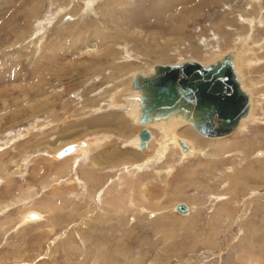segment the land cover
I'll use <instances>...</instances> for the list:
<instances>
[{
  "label": "rangeland",
  "instance_id": "1",
  "mask_svg": "<svg viewBox=\"0 0 264 264\" xmlns=\"http://www.w3.org/2000/svg\"><path fill=\"white\" fill-rule=\"evenodd\" d=\"M247 4L0 0V264H264V11ZM231 48L255 52L241 65L253 116L223 138L176 134L233 144L183 156L157 132L140 150L132 74Z\"/></svg>",
  "mask_w": 264,
  "mask_h": 264
},
{
  "label": "water",
  "instance_id": "2",
  "mask_svg": "<svg viewBox=\"0 0 264 264\" xmlns=\"http://www.w3.org/2000/svg\"><path fill=\"white\" fill-rule=\"evenodd\" d=\"M131 87L140 91L138 123L150 124L181 116L208 137L232 133L250 109V97L237 78L231 52L208 65L194 60L157 64L151 74L137 73ZM139 135L141 147H146L150 130L145 128ZM183 145L186 148L187 143ZM72 151L71 144L59 156ZM177 210L186 213L188 207L179 203Z\"/></svg>",
  "mask_w": 264,
  "mask_h": 264
},
{
  "label": "bare ground",
  "instance_id": "3",
  "mask_svg": "<svg viewBox=\"0 0 264 264\" xmlns=\"http://www.w3.org/2000/svg\"><path fill=\"white\" fill-rule=\"evenodd\" d=\"M257 2H260V3H256V2H254V0H249V5L247 4V7H245V12H247V10H248V12L250 11L249 9L250 8H252V5L253 4H257V5H259L258 7V10L260 9L261 10V12L262 11H264V8H262L263 7V3H261V1H257ZM258 10H256V11H258ZM254 11V10H253ZM256 11H255V13H256ZM247 12V13H248ZM260 12V13H261ZM264 14V13H263ZM254 15H256V16H258V14H254ZM239 16V15H238ZM246 16H247V14H246ZM251 18H252V16H250ZM241 18V17H240ZM255 18V17H254ZM254 18H252L251 20H248L249 21V23L251 24L250 26H251V32L248 34L249 36L250 35H253V33H255L253 30H254V28H255V26H261V23H262V20H261V18H260V20L259 19H254ZM241 21L243 22V20L241 19ZM245 21V20H244ZM248 23V22H247ZM243 24V23H242ZM218 25V24H217ZM219 26V25H218ZM258 29V28H257ZM121 32V31H120ZM240 35H242V34H240ZM240 35L237 37L239 40H241L242 38L240 37ZM247 37V38H249L250 39V41L253 43V44H260V42L258 41V39H257V35H253V36H250V37ZM244 38V37H243ZM244 40V39H243ZM260 41L262 42V39H260ZM239 43H241V42H239ZM263 43V42H262ZM242 48V47H241ZM155 49V48H154ZM161 49V48H160ZM206 52V51H205ZM229 52H231L232 54H233V65H234V69H235V72H236V74H237V78H238V80L241 82V85H242V87H243V89L249 94V97H250V109H249V113H248V115L247 116H245V117H243L241 120H240V122H239V124H238V126H237V128H236V130L238 129V127L239 126H243L244 125V123H246V122H248V120L251 118V116H253V114H254V110H255V100H254V95H253V93L251 92V90H249V88H247V84L245 83V79L243 78V75H242V71H241V65H242V63H245L246 64V66H249V63H255L256 62V60L254 59V58H252L253 56H254V54H255V52L253 51V53H252V55H249L250 57H248V58H245L244 57V55H243V53H242V50H239V49H235V48H231V49H228V50H223V51H219L218 53H216L214 56H212V58L211 59H209L208 61H201V60H198V59H196V58H187V59H184V60H182V61H180L179 63H157V64H181V63H183V62H185V61H187V60H194V61H198V62H200V63H202V64H204V65H208V64H210V63H212V62H216L217 60H220V59H222L227 53H229ZM248 61V62H246V61ZM157 64H155V65H157ZM251 64H250V66H251ZM155 65H153V66H151V68L149 69V70H147V71H145V70H138V71H135L133 74H132V76H131V80H129V82H128V84H126L125 85V88H124V90H125V92L126 93H124L125 94V100H127L129 103H130V105H128L129 106V112H128V117H129V119L131 118V121L134 123V124H136V125H138V126H142L144 129L146 128V129H149L150 130V132H151V138L147 141V146L145 147V148H147V147H149V145L151 144V140H154V139H156L158 136H157V132H160V133H164V135H163V140H165L166 142H168L169 144H171V142H172V140H173V138L175 139V140H177V142L179 143V146H182L183 147V149H182V151H184V152H188V153H184V152H182L183 153V156L184 155H187V154H197V153H199L198 155H200L201 153L202 154H204L205 153V151L206 150H204L203 149V147H200V148H197V147H194V144H193V142H192V140H191V138H188V139H183V138H181V137H179V136H177V131L179 130V129H181L182 127H185V126H187V127H185L186 129V131H184L183 133L184 134H190V131H192L193 129L195 130V132L197 133V134H199L201 137H204V138H208V139H217V138H223V137H226V136H229L230 134H232V133H234L235 131H233L232 133H230V134H228V135H225V136H218V137H208V136H205V135H203V134H201L200 132H198L190 123H188V122H185L182 118H181V116H171L170 118H168L167 120H161V121H156V122H153V123H150V124H140V123H138V118H139V115H140V103H139V97H140V91L139 90H136V89H133L132 87H131V85H132V82H133V80H134V78H135V76H136V74L137 73H142V74H144V75H148V74H151V73H153L154 72V67H155ZM243 71H244V69H243ZM254 89V88H253ZM122 93V92H121ZM121 97V96H120ZM119 102V101H118ZM121 102V101H120ZM258 103H259V101H258ZM119 104V103H118ZM121 104H122V102H121ZM126 104V103H125ZM125 108V107H124ZM126 117V116H125ZM92 122V121H91ZM94 122V121H93ZM92 122V123H93ZM97 122L98 123H105L106 121H105V117H99L98 118V120H97ZM96 124H94L93 126H95ZM188 126H191L193 129L191 130L190 129V127H188ZM245 127V126H244ZM188 128V129H187ZM177 130V131H176ZM190 130V131H189ZM241 131V130H240ZM239 132V131H238ZM157 133V134H156ZM166 134H169L170 135V137L169 136H167ZM184 134H182V135H184ZM194 135V134H193ZM166 136V137H165ZM195 136V135H194ZM139 137H140V135H139ZM160 138V137H159ZM190 139V140H189ZM140 140V139H139ZM180 140L181 141H183V140H186V142L188 143V147L187 148H185L184 147V145L180 142ZM219 140V139H218ZM215 141V140H214ZM141 142V141H140ZM183 142H185V141H183ZM192 142V143H191ZM175 144V143H174ZM232 145L233 144V141L232 140H228V141H221V144L219 145V146H215V147H213V148H209V150L207 149V153H208V155L210 156V154H212L213 152H217L218 153V151L219 152H221V147H224V148H226L228 145ZM71 145V144H70ZM73 145V151H74V149H75V147H76V144H72ZM202 145V144H201ZM230 145V146H231ZM68 146V145H67ZM236 146V145H235ZM66 147V146H65ZM141 146H139V149L141 150ZM180 148V147H179ZM205 148V147H204ZM220 148V149H219ZM240 148V147H239ZM63 149V148H62ZM61 149V150H62ZM148 149V148H147ZM60 150V151H61ZM59 151V152H60ZM72 151V152H73ZM170 151V150H169ZM168 151V152H169ZM180 151V150H179ZM71 152V153H72ZM102 153H104V152H102ZM206 153V154H207ZM113 154V153H112ZM214 155L216 154V153H213ZM68 155V154H67ZM103 155V154H102ZM105 155V154H104ZM103 155V156H104ZM182 155V154H181ZM113 156L114 157H117V158H120V156L121 155H119L118 153L116 154H113ZM189 156V155H188ZM197 156V155H196ZM207 156V155H206ZM100 157V156H99ZM238 157V156H237ZM184 159V158H183ZM237 160V159H236ZM240 160V159H239ZM243 161V160H242ZM245 162H239V163H236L233 167H232V172H234L235 170H236V168H235V166H237V167H239V168H241L239 171H242V168H245L244 166H243V164H244ZM201 165V164H200ZM203 166V165H202ZM244 170H246V169H244ZM243 170V171H244ZM238 170L237 171H235V172H239ZM242 171V172H243ZM242 172H240V175H241V173ZM245 172V171H244ZM234 175V174H233ZM236 175H238L239 176V174L238 173H236ZM234 176V177H237V176ZM230 176V175H229ZM238 178H240V177H238ZM234 179V178H233ZM234 181H236V178L234 179ZM237 182H238V179H237ZM149 198V197H148ZM178 205V204H177ZM187 205V207H188V211H189V206H188V204H186ZM191 207V206H190ZM176 210H177V206H176ZM32 211V210H31ZM187 211V212H188ZM186 212V213H187ZM31 213H33V212H28V213H26V216H25V219H23V222H26L27 223V221H35L36 222V220H40L41 218H42V215L40 214V213H33V214H35V216L34 217H31ZM180 213H182V212H180ZM186 213H182V214H186ZM24 218V217H23ZM22 222V223H23ZM28 223H30V222H28ZM22 225H24V224H22Z\"/></svg>",
  "mask_w": 264,
  "mask_h": 264
}]
</instances>
